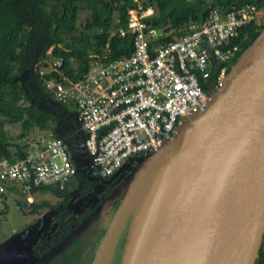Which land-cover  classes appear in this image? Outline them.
I'll return each mask as SVG.
<instances>
[{
	"label": "water",
	"instance_id": "obj_1",
	"mask_svg": "<svg viewBox=\"0 0 264 264\" xmlns=\"http://www.w3.org/2000/svg\"><path fill=\"white\" fill-rule=\"evenodd\" d=\"M69 147L79 168L85 142ZM139 161L126 162L120 170L130 173L100 208L31 264H48L123 195L93 264H110L129 214L121 264L138 242L139 264H255L264 238V28L207 104ZM31 249L3 264H27Z\"/></svg>",
	"mask_w": 264,
	"mask_h": 264
},
{
	"label": "built area",
	"instance_id": "obj_2",
	"mask_svg": "<svg viewBox=\"0 0 264 264\" xmlns=\"http://www.w3.org/2000/svg\"><path fill=\"white\" fill-rule=\"evenodd\" d=\"M156 13L139 6L130 9L126 27L119 17L110 27L109 38L134 36L131 54L109 58V43L95 42L86 74L72 80L57 60L52 72L58 76L47 81L53 100L76 107L91 166L104 176L160 149L191 112L207 104L237 56L239 45L232 41L258 21L259 10L252 4L211 7L201 23L170 41L163 37L172 31L151 20ZM76 171L67 141L51 133L24 157L0 158V192L28 197L53 185L63 188Z\"/></svg>",
	"mask_w": 264,
	"mask_h": 264
},
{
	"label": "trees",
	"instance_id": "obj_3",
	"mask_svg": "<svg viewBox=\"0 0 264 264\" xmlns=\"http://www.w3.org/2000/svg\"><path fill=\"white\" fill-rule=\"evenodd\" d=\"M82 1L93 13V18L84 25L78 23ZM246 4L264 10V0H0V114L4 116L3 120L0 119V158L7 156L14 161L28 152L27 145L5 141L7 122L21 123V137L38 127L51 129L54 136L63 137L69 143H82L84 137L76 107L53 100L47 85V81L58 73H41L38 66L52 55L56 61L62 60L59 69L72 80H77L91 67L93 40L99 46L109 43V58L131 54L134 50L132 34L109 38L116 13L120 15V24L126 27L130 9L154 7L157 13L151 20L158 28L172 31L163 37L164 41H170L186 33L189 25L201 23L211 7L230 9L233 5ZM263 28L264 22L258 21L242 28L239 37L232 41L239 45V49L228 65L227 73ZM51 48L52 53H49ZM73 58L77 67L72 66ZM49 188L57 195L64 194L59 185ZM45 204L32 202V211L37 212ZM128 219L113 249L111 261L119 243L116 264H121L125 250L132 216L129 225ZM69 229L67 227L63 234ZM56 240L44 239L35 252L36 256L46 251L47 243L53 244ZM261 246L255 264H264V244Z\"/></svg>",
	"mask_w": 264,
	"mask_h": 264
},
{
	"label": "rangeland",
	"instance_id": "obj_4",
	"mask_svg": "<svg viewBox=\"0 0 264 264\" xmlns=\"http://www.w3.org/2000/svg\"><path fill=\"white\" fill-rule=\"evenodd\" d=\"M119 16V13H116L115 18ZM92 18L93 13L87 8L86 3L82 1L80 3L78 23L80 25H84ZM258 22H264V10H259ZM95 49L97 50V45L93 40L92 51H95ZM49 53H52V48L49 50ZM71 62L73 67H77L76 59L73 58ZM55 63L56 60L52 55H50V57H47L45 60L39 63L38 68L40 69L41 73H51L54 70ZM226 74L227 72L225 73V75ZM0 119H4V116L1 114ZM5 130L7 133L5 141L18 142L23 145H27L29 148H31L33 144L43 142L44 139L48 135H51L52 132L51 129L42 130L38 127H34L28 132L26 136L21 137L20 135L23 133L21 123L8 122L5 123ZM67 143L68 145H73L72 143ZM84 155H88V153L82 154L81 157H84ZM144 156H146V153H140L136 157H134L133 160H129L127 162H131L133 165H136ZM83 163L84 162H82L81 160V165ZM71 179L66 184L70 188V201L66 207L68 209V213L72 210L79 209L80 207V203L77 201V197L74 193V188L75 186H77V182H73ZM32 202H44L46 204L44 207L39 208L38 213H34L32 211ZM63 204V197L55 194L50 188L40 189L33 194H29L28 197L23 196L21 193H12L7 191H5L4 193L0 192V256L2 255L3 257H5L8 254L14 255L17 251L21 250V246L17 245L19 242H21L22 247L24 246L23 250H26L28 248L26 247V245L29 246L33 244V240L35 239V236H37L36 232L42 229L41 231H43L44 233L46 229L45 226H48L50 227V229H52L55 218H53L52 214H49V210L52 209V207L50 206L52 205L55 207H62ZM41 219L44 220L43 226L39 225V221ZM107 221H109V219H106L104 223ZM111 221L112 219L109 222ZM111 224L112 222L109 223L108 227H106V230L103 226L97 228V241L99 243L97 244V246L99 245L97 253L108 234ZM35 228L36 232H33ZM32 232L33 234H31ZM81 250L82 248L79 249V251ZM21 253L19 251L18 254L14 255L15 261H19L21 259V256L23 254ZM54 264H63V260L58 259Z\"/></svg>",
	"mask_w": 264,
	"mask_h": 264
},
{
	"label": "flooded vegetation",
	"instance_id": "obj_5",
	"mask_svg": "<svg viewBox=\"0 0 264 264\" xmlns=\"http://www.w3.org/2000/svg\"><path fill=\"white\" fill-rule=\"evenodd\" d=\"M81 160L84 163L80 165V167L76 171V174L71 179L73 182L74 181L77 182V186H75L74 188V193L77 197V201L80 203L79 209L72 210L71 212L68 213V209L66 207L70 201V188L68 185H65L62 188L64 194L61 195L63 197V202H64L63 206L62 207L60 206L55 207L52 205L50 206L52 207V209L49 210V214H52L53 218H55L53 228L50 229V227L45 226L46 229L45 232L43 233V231H41L42 229L36 232V228H37L36 227L33 232H36L37 236H35V239L33 240V244L29 246L26 245V247H28L27 249L32 248L29 254V259L27 261V264H31L34 260L43 256L48 250H50L53 246L58 244L71 231H73L77 226H79L82 221L88 218L89 215H91L94 211L98 210L101 204L105 201V199L116 188H118L121 185V183L126 179L128 174L130 173V170L128 168H125L117 171L113 175L104 176L92 168L91 166L92 161L90 155H84V157H81ZM123 199H124V195L117 202H115L108 210H106V212L94 224H92L80 237H78L74 242H72L67 248L62 250L56 257H54L50 262H48V264H54L58 259H62L63 264H93L99 247V245L97 246V244H99L97 241V237H98L97 228L103 226L105 227L106 230V227H108L109 223L113 222V219ZM38 211L34 213H38ZM131 216L132 214H130V216L128 217L129 218L127 222L128 225ZM106 219H109V221L112 219V221L111 222L107 221L104 223ZM43 224H44V220L41 219L39 221V225L43 226ZM67 227L70 228L69 231L63 234ZM33 232L31 234H33ZM61 235L62 237L60 239H57ZM44 239H48V240L57 239V240L53 244L47 243L48 248L46 249V251L43 254L36 256L35 252L38 250V247L44 241ZM263 244H264V238L261 245ZM17 245L21 246V250H19L20 253L21 252L25 253L27 249L23 250L24 246L22 247L21 242H19ZM42 247L45 248V245H42ZM80 248H82L81 251H79ZM117 248L115 252L116 255H117ZM11 255L13 254H8L5 257L1 255L0 264H3L6 261L7 257ZM116 255L114 256V259H112L111 261L112 264L117 263ZM22 260L23 258L20 260V262ZM14 263L15 262H13V264Z\"/></svg>",
	"mask_w": 264,
	"mask_h": 264
},
{
	"label": "bare ground",
	"instance_id": "obj_6",
	"mask_svg": "<svg viewBox=\"0 0 264 264\" xmlns=\"http://www.w3.org/2000/svg\"><path fill=\"white\" fill-rule=\"evenodd\" d=\"M143 252V243L138 242L132 255L131 264H139Z\"/></svg>",
	"mask_w": 264,
	"mask_h": 264
}]
</instances>
